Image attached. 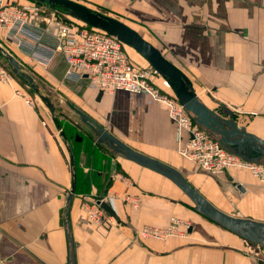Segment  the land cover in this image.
I'll return each instance as SVG.
<instances>
[{"label": "crops", "instance_id": "obj_1", "mask_svg": "<svg viewBox=\"0 0 264 264\" xmlns=\"http://www.w3.org/2000/svg\"><path fill=\"white\" fill-rule=\"evenodd\" d=\"M87 1L119 14H144L146 24L164 40L161 51L189 77L199 101L231 134L240 130L264 139V0ZM54 19L32 12L31 22L45 33L31 42L55 46L59 23ZM2 37L20 61L14 50L37 68H47L44 76L53 85L47 87L58 98L57 115L66 133L65 140L55 132L48 108L0 63L8 74L0 78L3 264H264L263 229L224 226L165 173L185 178L232 220L264 222V182L239 167L213 174L181 155L189 134L150 95L126 90L100 94L87 79L67 76L62 54L44 65L18 42ZM173 57L185 61L184 68ZM159 74L154 72L153 82L172 95ZM85 117L103 130L92 128ZM201 124L227 139L232 151L264 160V147L256 141ZM67 144L75 157L74 194ZM99 199L109 202L117 216L106 212L103 222L92 220L88 207ZM172 216L191 223L186 237L137 236L136 227H164Z\"/></svg>", "mask_w": 264, "mask_h": 264}, {"label": "built area", "instance_id": "obj_2", "mask_svg": "<svg viewBox=\"0 0 264 264\" xmlns=\"http://www.w3.org/2000/svg\"><path fill=\"white\" fill-rule=\"evenodd\" d=\"M0 0V35L6 41L18 42L23 49L47 65L55 56L62 54L67 64V76L87 79L91 87L103 93L115 94L118 90L150 95L164 104L170 119L189 138L180 145L179 152L213 174L239 167L250 170L264 182V160L249 159L232 151L185 108L174 95L163 93L153 82V67L150 69L135 62L117 36L84 22L59 23L55 28L56 45L50 48L38 43H25V34L40 41L42 29L31 22L32 6L4 3ZM159 73V72H158ZM7 72L0 65V78H7ZM89 217L103 222L105 211L96 202L88 207ZM191 223L172 216L164 226L142 225L135 228L137 236L166 240L172 236L186 237ZM3 264V259H0Z\"/></svg>", "mask_w": 264, "mask_h": 264}, {"label": "water", "instance_id": "obj_3", "mask_svg": "<svg viewBox=\"0 0 264 264\" xmlns=\"http://www.w3.org/2000/svg\"><path fill=\"white\" fill-rule=\"evenodd\" d=\"M38 2L48 3L52 7H61L69 11L74 17L81 20L82 22L93 26L95 28H100L105 30L106 32L117 36L123 43L133 47L142 57H144L150 65L158 71L167 81L171 90L175 94L176 98L179 102L185 106L190 112L196 115L198 122L205 123L207 127L211 129H220L223 133L228 136H242L252 141H256L260 145L264 147V139L258 135L249 132L236 131L235 134H231L229 129L225 127V125L217 119V116L209 111L204 104H202L199 99L197 92L194 89V86L189 79V77L185 74V72L177 66L173 61L167 58L164 53L158 48L154 43L148 41L139 31L128 25L127 23L104 14L100 11L93 10L88 6L75 1V0H35ZM0 55L7 60L8 64L11 67L13 73L22 80L30 89L34 91V93L38 96V98L42 101V103L48 108L52 120L59 132V135L66 140V133L63 130L59 117L57 115V110L59 107L58 98L54 91L49 89L46 86H43L39 79L35 77L30 71L27 70L25 65L12 53L0 43ZM103 91H100L102 94ZM76 111H78L75 108ZM85 122L88 123L92 128L101 129L93 120L88 117H85ZM106 134V133H104ZM116 139V138H115ZM118 143H120L117 140ZM224 143L227 142V139L223 140ZM129 152L132 150L125 147ZM67 149L70 153V164L73 171V181H72V189L71 194L75 193L76 190V172H75V157L72 152L71 147L67 144ZM162 172V171H161ZM165 173V172H164ZM167 176L171 177L177 183H179L186 192L196 197L197 200L201 202L203 212L209 217L215 219L219 223L223 224L226 227L232 229H244L255 227L257 229L264 230V222L253 221L251 219H243V220H232L228 219L223 213L215 210L209 202L196 190L194 189L185 178L180 175L172 173H165ZM97 204L101 206V208L107 212L110 216L116 217L117 214L111 204L104 200H97ZM69 216V213H68ZM74 257V255H73ZM75 264V261H74Z\"/></svg>", "mask_w": 264, "mask_h": 264}, {"label": "rangeland", "instance_id": "obj_4", "mask_svg": "<svg viewBox=\"0 0 264 264\" xmlns=\"http://www.w3.org/2000/svg\"><path fill=\"white\" fill-rule=\"evenodd\" d=\"M7 1H8V3L16 4V5H20V6L21 5L32 6V9H33L32 12L33 13H35V14L37 13L41 17H46V19L51 18V17L53 19L55 18L54 19L55 25H57L58 23H68V24H72V23H74V21H80L79 19H77L76 17H74L66 9L61 8V7H52L48 3H45V2H38V1H35V0H7ZM75 1H78V2H80V3H82V4L86 5V6H88L89 8H91L93 10L100 11V12H102L104 14H107L109 16L115 17V18H117V19H119V20L127 23L128 25H130L131 27H133L134 29H136L137 31H139V33H141L148 41L154 42V44H156V46L158 48H161L162 49L163 47H166V45L163 42L164 40L156 32V29H154L151 26H148L146 24V21H145L146 20V16L144 14H142V13H136V12H133L131 10H126V11L124 10V12H122V13L119 14V13L112 12L109 9V7H103L101 5H95L93 3H89L87 0H75ZM42 31H43V33H45V29H42ZM24 41H25V43L26 42L29 43L31 41H35V39H33V38L29 37L27 34H25ZM0 43L3 46H6L5 43L3 41H1V40H0ZM31 43L34 46H36V47L39 45L38 43H33V42H31ZM37 48L44 49V48L39 47V46ZM126 49L128 50L130 56L132 57V59L135 62L139 61L137 63H139V64L141 63L140 65H142L144 67H147L149 69L152 67L150 65V63L145 58H143L133 47H131L129 45H126ZM9 51L13 53L12 49H10ZM14 51H15V54H17V56H19L21 58V60H22L21 62H24L23 64H25V67L27 68V70L30 71L35 77H37L43 86H46L47 87V85H50V86L53 87L52 83H49L48 80L44 76V75H46V70L45 69H47V68H44V67L37 68L36 67V64L37 63L30 61L28 59V57L25 58V54L24 53H22V52H20L18 50L17 51L14 50ZM170 56H172V55H170ZM33 59H35V58L33 57ZM35 60H36V62H38L37 59H35ZM173 60H175L174 57H173ZM175 62L177 64H179L181 67L184 68L183 63H185V61L175 60ZM0 63H3L8 68V70H10L13 73V71L11 70L10 65L7 62V60L4 59L1 55H0ZM42 72H44V73L41 74ZM28 89L30 90V92L32 93L33 96H35L39 101H41L38 98V96L34 93V91H32L29 87H28ZM170 90H171V88H170ZM171 93H172V95H174V93H173L172 90H171ZM58 110H57V114H59V112H60V109H58ZM228 110L230 111L231 109L229 108ZM222 112L224 113V111H222ZM49 121H51V119H49ZM55 132L57 133L58 131L55 129ZM64 156H65V159H66L67 163H69V156H68V153L66 152L65 148H64ZM69 197H71V196L68 195V198Z\"/></svg>", "mask_w": 264, "mask_h": 264}, {"label": "trees", "instance_id": "obj_5", "mask_svg": "<svg viewBox=\"0 0 264 264\" xmlns=\"http://www.w3.org/2000/svg\"><path fill=\"white\" fill-rule=\"evenodd\" d=\"M22 81V80H21ZM23 82V81H22ZM24 83V82H23ZM25 84V83H24ZM26 85V84H25ZM32 90V89H31ZM33 91V90H32Z\"/></svg>", "mask_w": 264, "mask_h": 264}]
</instances>
